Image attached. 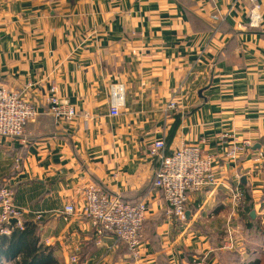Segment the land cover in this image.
Returning a JSON list of instances; mask_svg holds the SVG:
<instances>
[{"label": "crops", "instance_id": "crops-1", "mask_svg": "<svg viewBox=\"0 0 264 264\" xmlns=\"http://www.w3.org/2000/svg\"><path fill=\"white\" fill-rule=\"evenodd\" d=\"M53 82L77 111L69 122L51 113ZM112 84L125 87L117 116ZM0 85L39 110L23 138H0V186L11 182L50 264H193L205 254L264 264V160L255 159L264 139V0H0ZM174 97L179 108L166 113ZM161 137L166 153L199 143L216 155L218 182L190 195L184 222L167 217L153 187L159 160L149 144ZM245 140L253 145L238 159L226 156ZM89 182L146 203L139 260L82 213L65 218V205L82 207L78 189ZM232 187L249 191L246 211L234 207Z\"/></svg>", "mask_w": 264, "mask_h": 264}, {"label": "built area", "instance_id": "built-area-1", "mask_svg": "<svg viewBox=\"0 0 264 264\" xmlns=\"http://www.w3.org/2000/svg\"><path fill=\"white\" fill-rule=\"evenodd\" d=\"M259 7L252 9L253 21ZM253 24V23H252ZM31 87V85H29ZM58 87L53 82L49 87L48 100L51 113L61 122H69L77 117L75 107L68 99L58 95ZM125 102V87L122 84H112L110 88V114L117 116ZM179 108L177 98L171 99L165 112ZM39 110L28 102L21 91L9 89L0 85V138H23L28 122L36 119ZM253 144L249 140L233 144L226 153L230 159L236 160ZM149 154L158 158L159 165L155 170L153 187L162 191L167 203L166 215L184 222L187 219V204L190 195L202 191L208 185L216 184L214 165L216 155L206 151L199 143L183 144L171 153H166V142L163 137L155 138L149 144ZM256 161L264 160V139L261 148L256 152ZM79 193L84 198L80 209L74 203L65 205L62 213L69 219L71 215L82 213L101 235L105 232L124 242L132 256L139 260L142 247L146 241L147 205L144 201L129 203L119 196H114L95 183L83 184ZM234 207L239 210L244 203V192L239 187L230 189ZM15 189L10 181L0 186V232L7 234L5 227L9 219L15 218L19 228L24 226L25 210L14 202ZM37 213L36 218H42ZM225 247H228L225 245ZM75 260V257H73ZM193 264H220L207 254L195 256Z\"/></svg>", "mask_w": 264, "mask_h": 264}, {"label": "trees", "instance_id": "trees-1", "mask_svg": "<svg viewBox=\"0 0 264 264\" xmlns=\"http://www.w3.org/2000/svg\"><path fill=\"white\" fill-rule=\"evenodd\" d=\"M245 201L240 210L246 211L252 201L249 191H244ZM23 228L5 224L10 234L0 232V261L13 260L16 264H50V258L38 246L37 224L23 221ZM147 222V221H146ZM250 264H259L251 262Z\"/></svg>", "mask_w": 264, "mask_h": 264}, {"label": "water", "instance_id": "water-1", "mask_svg": "<svg viewBox=\"0 0 264 264\" xmlns=\"http://www.w3.org/2000/svg\"><path fill=\"white\" fill-rule=\"evenodd\" d=\"M254 213L252 212V215H253ZM18 222V220L17 219H15V218H11V219H9V221H8V223L9 224H16Z\"/></svg>", "mask_w": 264, "mask_h": 264}, {"label": "rangeland", "instance_id": "rangeland-1", "mask_svg": "<svg viewBox=\"0 0 264 264\" xmlns=\"http://www.w3.org/2000/svg\"><path fill=\"white\" fill-rule=\"evenodd\" d=\"M219 263H220V261L218 260V259H216ZM221 264V263H220Z\"/></svg>", "mask_w": 264, "mask_h": 264}]
</instances>
